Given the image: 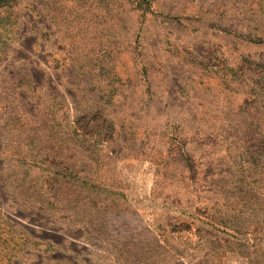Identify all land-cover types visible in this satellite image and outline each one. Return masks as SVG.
Listing matches in <instances>:
<instances>
[{
    "label": "rangeland",
    "instance_id": "obj_1",
    "mask_svg": "<svg viewBox=\"0 0 264 264\" xmlns=\"http://www.w3.org/2000/svg\"><path fill=\"white\" fill-rule=\"evenodd\" d=\"M0 264H264V0H0Z\"/></svg>",
    "mask_w": 264,
    "mask_h": 264
},
{
    "label": "trees",
    "instance_id": "obj_2",
    "mask_svg": "<svg viewBox=\"0 0 264 264\" xmlns=\"http://www.w3.org/2000/svg\"><path fill=\"white\" fill-rule=\"evenodd\" d=\"M204 263H206V261H204Z\"/></svg>",
    "mask_w": 264,
    "mask_h": 264
}]
</instances>
